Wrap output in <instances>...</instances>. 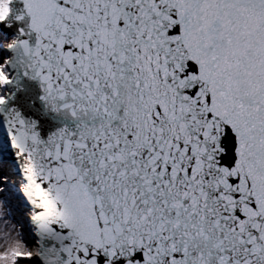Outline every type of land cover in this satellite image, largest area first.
I'll use <instances>...</instances> for the list:
<instances>
[{
	"label": "snow or ice",
	"instance_id": "snow-or-ice-1",
	"mask_svg": "<svg viewBox=\"0 0 264 264\" xmlns=\"http://www.w3.org/2000/svg\"><path fill=\"white\" fill-rule=\"evenodd\" d=\"M6 2L0 127L36 240L0 264H264V0ZM23 79L70 123L13 107Z\"/></svg>",
	"mask_w": 264,
	"mask_h": 264
},
{
	"label": "water",
	"instance_id": "water-1",
	"mask_svg": "<svg viewBox=\"0 0 264 264\" xmlns=\"http://www.w3.org/2000/svg\"><path fill=\"white\" fill-rule=\"evenodd\" d=\"M5 32L9 34L10 38L18 34L15 26L11 30H5ZM13 94L14 100L12 106L22 112L26 118L37 121L43 135L47 136L61 126L70 123L62 116L48 109L45 102L41 99L43 93L38 82L23 79L18 89L13 88ZM0 147L5 150L7 160L18 163L20 175L22 176L21 161L17 157L15 150L11 147L7 132L3 127H0Z\"/></svg>",
	"mask_w": 264,
	"mask_h": 264
},
{
	"label": "bare ground",
	"instance_id": "bare-ground-1",
	"mask_svg": "<svg viewBox=\"0 0 264 264\" xmlns=\"http://www.w3.org/2000/svg\"><path fill=\"white\" fill-rule=\"evenodd\" d=\"M14 37H15V35H14ZM0 50H1L2 54H5V52H6L5 50H2L1 48H0ZM6 55H8V53H6ZM5 164H6V162L3 161V159L1 160V158H0V177L8 178L9 176L10 177L12 176L11 175L12 173L10 171L6 170ZM17 185H19L18 187H20V184H17ZM4 194L0 195V200L4 201L5 206L8 210V215H7L6 219L11 220L12 223H14V224H16L17 222L19 224H21L22 225L21 226L22 231L26 232L28 236L30 235V233H32V238L30 237L29 238L30 240L28 239V241H31L29 245H33L35 240H36V237L34 235V230L32 228V225H31V222L29 219V213L32 211L30 208H27V205L29 204V202H26L23 200V196H22L23 193L20 191V188H18L16 191L12 190V192L8 195H6V193H4ZM2 196H5V197L8 196V199H11V201L10 202L5 201L4 199L1 198ZM14 201H16L17 204L13 203ZM13 204H14V206H13ZM11 205H12V207H10ZM13 207L18 208V211L20 212L18 214H21V215H16V212L13 213V211H12ZM25 218H27V219L25 220ZM22 235L24 237V240L26 241V237H25L26 234H22ZM34 264H40V262L37 260L34 262Z\"/></svg>",
	"mask_w": 264,
	"mask_h": 264
},
{
	"label": "clouds",
	"instance_id": "clouds-1",
	"mask_svg": "<svg viewBox=\"0 0 264 264\" xmlns=\"http://www.w3.org/2000/svg\"><path fill=\"white\" fill-rule=\"evenodd\" d=\"M8 15V7L6 0H0V22H3ZM14 41H8L3 44L4 49H10ZM22 187V185H21ZM8 210L4 201L0 200V238L4 239V244H0V247L7 246V249L11 251L13 248L19 246L22 250L23 245L19 243L18 237L22 235L21 226L12 223L11 220L6 219ZM33 254H38V249H32Z\"/></svg>",
	"mask_w": 264,
	"mask_h": 264
},
{
	"label": "rangeland",
	"instance_id": "rangeland-1",
	"mask_svg": "<svg viewBox=\"0 0 264 264\" xmlns=\"http://www.w3.org/2000/svg\"><path fill=\"white\" fill-rule=\"evenodd\" d=\"M14 37V36H13ZM12 37V38H13ZM12 38H9V36L7 35V34H5V39L6 40H10V39H12ZM2 49V48H1ZM3 50V49H2ZM6 55V53L5 54H2V52H1V50H0V56H5ZM9 165L10 164H8V167H9ZM7 180H8V183H6V184H3L2 186L5 188V191H4V193H6V195H8V194H10L11 192H12V190L14 189V185L13 184H15L16 182V180H17V177H13V176H9L8 178H7ZM4 193H2V194H4ZM2 194H0V195H2ZM5 195V194H4ZM2 199H4L5 201H11V199H8V196L7 197H5V196H2L1 197ZM10 207H12V205L10 206ZM11 210V209H10ZM17 225H19V226H22L21 224H19L18 222L16 223ZM22 228V227H21ZM22 234H25L23 231H22ZM26 243H28V244H30V242L26 239V241H25Z\"/></svg>",
	"mask_w": 264,
	"mask_h": 264
}]
</instances>
